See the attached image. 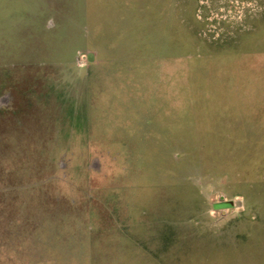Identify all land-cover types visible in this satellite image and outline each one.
Instances as JSON below:
<instances>
[{
  "label": "rangeland",
  "instance_id": "1",
  "mask_svg": "<svg viewBox=\"0 0 264 264\" xmlns=\"http://www.w3.org/2000/svg\"><path fill=\"white\" fill-rule=\"evenodd\" d=\"M0 264H264V0H0Z\"/></svg>",
  "mask_w": 264,
  "mask_h": 264
},
{
  "label": "water",
  "instance_id": "2",
  "mask_svg": "<svg viewBox=\"0 0 264 264\" xmlns=\"http://www.w3.org/2000/svg\"><path fill=\"white\" fill-rule=\"evenodd\" d=\"M226 205H228V206H226V207H232L233 206V203L232 202H229V203H227Z\"/></svg>",
  "mask_w": 264,
  "mask_h": 264
},
{
  "label": "crops",
  "instance_id": "3",
  "mask_svg": "<svg viewBox=\"0 0 264 264\" xmlns=\"http://www.w3.org/2000/svg\"><path fill=\"white\" fill-rule=\"evenodd\" d=\"M52 26H54V25L52 24ZM52 26H51V27H52ZM51 27H50V28H51ZM226 204H227V203H222L221 206H226ZM233 206H234V205H233Z\"/></svg>",
  "mask_w": 264,
  "mask_h": 264
}]
</instances>
